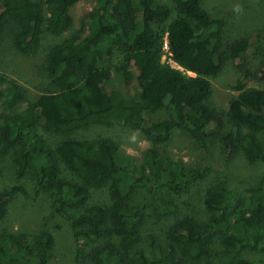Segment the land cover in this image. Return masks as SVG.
<instances>
[{"label":"trees","instance_id":"obj_1","mask_svg":"<svg viewBox=\"0 0 264 264\" xmlns=\"http://www.w3.org/2000/svg\"><path fill=\"white\" fill-rule=\"evenodd\" d=\"M79 1L0 0V38L8 20L13 19L19 27L15 47L31 54L44 27L53 35L71 28V12ZM96 3L78 19L76 32L50 49L46 66L50 91L32 100L25 88L0 74V115L4 118L0 128V179L4 176L3 158L10 150L19 149L15 184L0 191V264L26 262L31 255L39 264H46L53 250V236L47 230L34 234L1 227L10 198L27 193L23 181L30 172L35 193H48L58 212L65 213L66 208L78 212L72 220L75 238L118 241L117 245L108 241L92 248L96 264H246L244 251L264 248V179L241 198L223 186L209 187L204 204L212 213L207 220L199 222L190 215L176 217L166 230L165 253L151 256L137 250L132 259L127 256L131 253L128 243L136 238L146 211L152 206L162 217L174 216L177 204L170 194L186 189L206 170H186L176 160L166 171L158 146L172 130H180L207 150L210 130L222 123V116L207 100L212 91L210 78L217 75L226 59L221 52L224 19L209 16L200 0H174L172 8L154 5L152 0H137L138 8L133 0ZM45 7L50 8L47 17ZM165 32L173 59L193 75L160 62ZM247 48L243 38L227 48V58L238 61L239 77L233 86L238 93L229 100L226 111L235 135L228 132L222 139L228 156L238 143L248 157L264 162L260 145L254 144L251 134L242 132L243 127L264 131V89L245 87L247 79H264V55L252 70L245 57ZM114 55L124 58V65L114 67V71L124 83L135 82L136 78L137 95L124 97L106 87ZM20 104L25 106L19 109ZM160 113V120L150 119ZM110 123L129 124L152 143L137 171L116 163V145L111 139L75 137L82 128ZM40 126L58 135L56 146L47 142ZM62 164L73 178L62 175ZM164 172L169 179L163 180ZM106 179L110 180L109 203L88 204L90 189ZM144 185H149V195L141 204L131 205L132 194ZM157 190L164 193L163 199L153 202L150 197ZM225 228L231 234H224ZM216 241L220 251L213 256Z\"/></svg>","mask_w":264,"mask_h":264},{"label":"rangeland","instance_id":"obj_2","mask_svg":"<svg viewBox=\"0 0 264 264\" xmlns=\"http://www.w3.org/2000/svg\"><path fill=\"white\" fill-rule=\"evenodd\" d=\"M133 1L135 8H138L137 0ZM152 3L154 5L166 4L172 8L174 0H152ZM96 5V0L79 1L71 12L74 24L68 31L60 35L50 34L44 27L38 46L31 54H24L15 47L14 37L19 27L13 19H9L0 38V74L25 88L27 96L32 100L39 94L50 91L52 85L46 76L47 57L50 49L54 44L74 34L77 31L78 19L84 12ZM200 5L209 16L224 19L221 52L226 59L223 60L217 75L210 78L212 91L207 100L209 106L222 116V123L210 130L207 137V150L202 149L190 134L180 130H172L170 137L160 143L158 147L166 171H168V164L176 160L181 161L186 170H201L203 168L206 170L199 178L188 184L186 189L170 194L171 200L177 204L174 216L162 217L156 213L155 207L152 208V206L146 211L141 225L138 226V232L135 234L136 238L128 243V250L130 249L131 253L127 256L130 259L133 257L132 253L137 250L144 251L146 255L151 256L165 253L168 244L166 230L174 218L190 215L199 222L207 220L212 213L204 204L205 193L209 187L223 186L231 190L236 198H241L248 195L249 188L264 179L263 161L248 157L238 143H235L232 155L228 156L222 139L228 132L235 135V128L227 121L226 111L229 100L238 93L233 86L239 77L238 61L227 58V48L233 41L245 39L248 42L245 54L248 67L255 70L260 65L264 55V0H200ZM49 12L50 8L45 7V17ZM175 15V11L172 10L171 17ZM110 59L109 66L112 68V75L106 87L117 90L124 97L137 95L135 91L138 87L136 78L135 82L124 83L114 71V67L124 65V58L121 55H114ZM245 87L264 89V79H247ZM24 106L25 104H20L19 109ZM162 117L160 113L152 115L150 119L155 121ZM3 123L4 118L0 115V128ZM39 129L47 142L53 147L56 146L59 141L58 135L41 126ZM242 132L251 134L255 140L254 144L258 143L264 151V131L243 127ZM75 137L89 140L111 139L116 145V163L134 171L138 170L144 151L152 146V143L142 132L135 130L129 124L121 123L93 124L75 132ZM18 150V148L10 150L1 162L4 176L0 179V191L15 184ZM61 173L64 177L73 178L72 173L64 164L61 165ZM166 173H162L163 180L169 179ZM109 183L110 180L106 179L101 186L92 187L88 204H108L110 201L107 191ZM23 184L27 193H17L10 198L7 216L1 227H10L14 231L34 234L42 230L49 231L53 236L54 244L46 264H96L92 255L94 251L90 253L92 248L108 241H112L116 245L119 244L115 238H104L98 241L84 237L75 238L72 220L78 212L70 208H66L65 213L58 212L56 209L58 205L52 201L48 193H35L32 172L27 175ZM149 190V185H144L132 194L129 203L135 206L141 204L149 195ZM163 195V192L157 190L153 193V197H150L151 201L160 202ZM223 233L231 234V231L225 228ZM218 245L219 243L216 241L213 247V256L220 251ZM261 245L264 247V241ZM242 258L246 260V264H264V248L246 250L242 254ZM5 264L39 263L31 255L26 262L13 260L11 263Z\"/></svg>","mask_w":264,"mask_h":264},{"label":"built area","instance_id":"obj_3","mask_svg":"<svg viewBox=\"0 0 264 264\" xmlns=\"http://www.w3.org/2000/svg\"><path fill=\"white\" fill-rule=\"evenodd\" d=\"M160 62L163 65L169 66L172 69H175L180 72H185L189 75H193L192 72L186 71L182 66H180L174 59L170 50V45H169V39H168V34L165 32V34L162 37V44H161V58Z\"/></svg>","mask_w":264,"mask_h":264}]
</instances>
